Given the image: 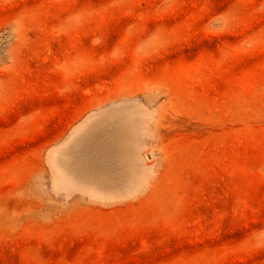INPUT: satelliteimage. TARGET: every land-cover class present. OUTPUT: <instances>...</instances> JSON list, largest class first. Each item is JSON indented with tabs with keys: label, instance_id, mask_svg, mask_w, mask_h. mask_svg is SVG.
I'll return each mask as SVG.
<instances>
[{
	"label": "rangeland",
	"instance_id": "rangeland-1",
	"mask_svg": "<svg viewBox=\"0 0 264 264\" xmlns=\"http://www.w3.org/2000/svg\"><path fill=\"white\" fill-rule=\"evenodd\" d=\"M0 264H264V0H0Z\"/></svg>",
	"mask_w": 264,
	"mask_h": 264
}]
</instances>
